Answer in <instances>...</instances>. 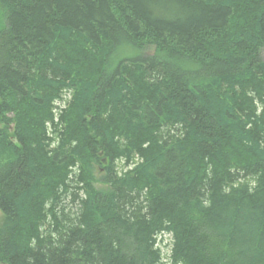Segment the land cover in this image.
<instances>
[{
	"label": "trees",
	"instance_id": "obj_1",
	"mask_svg": "<svg viewBox=\"0 0 264 264\" xmlns=\"http://www.w3.org/2000/svg\"><path fill=\"white\" fill-rule=\"evenodd\" d=\"M263 54L264 0H0V264H264Z\"/></svg>",
	"mask_w": 264,
	"mask_h": 264
},
{
	"label": "rangeland",
	"instance_id": "obj_2",
	"mask_svg": "<svg viewBox=\"0 0 264 264\" xmlns=\"http://www.w3.org/2000/svg\"><path fill=\"white\" fill-rule=\"evenodd\" d=\"M151 52H152V49L146 48L143 51V54H150ZM263 56H264V54H263ZM69 99H70V93H66V96H64L63 101L58 102L56 105L57 106H60V108H63L64 105H65V102L67 100H69ZM115 166H116V169H119L120 170V169L123 168V162H117ZM93 168H94V171L96 173L97 172L96 165H94ZM100 173H98V175ZM95 186L96 187H101L102 185H100L99 183H96ZM2 219H3V217H2V214L0 212V224L2 222ZM157 241H158V246L161 248V251H162V257H164L163 258V261L166 262V260H167L166 257H167V255H169V250H170V246H169V244L171 243L170 235H168V234L160 235L158 237Z\"/></svg>",
	"mask_w": 264,
	"mask_h": 264
}]
</instances>
